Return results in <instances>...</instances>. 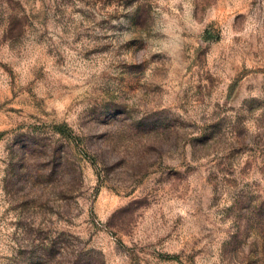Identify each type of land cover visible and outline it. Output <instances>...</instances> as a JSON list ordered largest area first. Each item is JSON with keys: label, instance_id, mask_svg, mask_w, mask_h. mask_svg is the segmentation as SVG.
Wrapping results in <instances>:
<instances>
[{"label": "rangeland", "instance_id": "rangeland-1", "mask_svg": "<svg viewBox=\"0 0 264 264\" xmlns=\"http://www.w3.org/2000/svg\"><path fill=\"white\" fill-rule=\"evenodd\" d=\"M0 264H264V0H0Z\"/></svg>", "mask_w": 264, "mask_h": 264}]
</instances>
